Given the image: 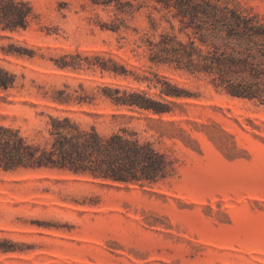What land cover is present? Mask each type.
Listing matches in <instances>:
<instances>
[{"label": "rangeland", "instance_id": "obj_1", "mask_svg": "<svg viewBox=\"0 0 264 264\" xmlns=\"http://www.w3.org/2000/svg\"><path fill=\"white\" fill-rule=\"evenodd\" d=\"M27 1L36 13L29 27L0 29V65L17 74L16 87L0 90V122L36 138L49 114H70L103 132L134 127L176 157L178 170L141 185L0 167V243L10 247L0 250V264H264V104L217 92L133 50V38L150 25L147 7L114 32L104 26L110 13L89 0ZM229 1L264 18V0ZM161 22L158 31L169 27ZM78 53L113 57L127 72L89 67L85 58L81 67L58 66ZM156 73L196 94L163 116L174 124L100 97L82 105L52 100L67 85L89 95L106 83L157 93Z\"/></svg>", "mask_w": 264, "mask_h": 264}, {"label": "trees", "instance_id": "obj_2", "mask_svg": "<svg viewBox=\"0 0 264 264\" xmlns=\"http://www.w3.org/2000/svg\"><path fill=\"white\" fill-rule=\"evenodd\" d=\"M107 10L111 23L104 25L114 32L129 28L127 15L149 9L150 25L134 37L133 50L140 48L156 65L168 64L190 75L205 79L217 92L235 99L264 104V18L229 0H89ZM155 12L161 13L160 17ZM36 13L27 0H0V29L18 31L29 27ZM162 20L168 28L158 31ZM124 37V36H122ZM73 59L68 60V57ZM99 66L115 75L127 69L113 57L97 54L94 59L65 54L57 62L61 68ZM157 93L149 89L106 83L96 94H82L77 89L55 88L52 100L58 104L93 103L103 98L118 108L159 115L153 119L166 122L177 99L196 96L167 77L155 74ZM17 86V74L0 65V90ZM151 88V85H149ZM81 88L85 90L84 86ZM114 118L133 115L112 114ZM0 167L4 170L59 169L95 180L156 183L177 173V158L158 148L130 126L122 125L111 132L97 125H85L70 114H49L46 133L39 138L25 134L21 127L0 122ZM10 247L0 243V250Z\"/></svg>", "mask_w": 264, "mask_h": 264}]
</instances>
